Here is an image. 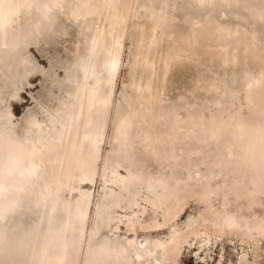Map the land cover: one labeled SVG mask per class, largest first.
<instances>
[{"label": "bare ground", "instance_id": "obj_1", "mask_svg": "<svg viewBox=\"0 0 264 264\" xmlns=\"http://www.w3.org/2000/svg\"><path fill=\"white\" fill-rule=\"evenodd\" d=\"M150 2L0 0L2 94L18 90L27 48L61 18L82 34L66 67L69 99L41 106L42 120L28 115L22 134L0 112V264H181L185 247L199 255L234 238L236 264H264V0ZM134 18L146 30V82L116 103ZM178 22L223 75L192 101L166 103L152 84L179 55L157 65L149 54Z\"/></svg>", "mask_w": 264, "mask_h": 264}, {"label": "rangeland", "instance_id": "obj_2", "mask_svg": "<svg viewBox=\"0 0 264 264\" xmlns=\"http://www.w3.org/2000/svg\"><path fill=\"white\" fill-rule=\"evenodd\" d=\"M150 0H144L148 3ZM153 6H158L159 0H151ZM139 14L142 9L136 6ZM182 6H179L175 14H183ZM182 12V13H181ZM143 19L134 18L129 24L128 36L124 41L122 61L119 74L115 85V102L122 100V97L136 96L138 86L144 87L146 76L140 70V55L143 52L141 46L145 39L146 30L142 26ZM81 30L69 21L61 18L53 31L47 35H41L32 45L27 48L26 56L30 60L27 64L28 71L23 73L24 77L17 81V91L13 87L0 91V112H11L10 125L17 134H22L25 128V119L32 115L36 120H42L43 115L40 111L41 106L56 104L58 98L69 99L71 94L65 90L64 85L69 81L65 80L66 67L74 62L78 50L82 47ZM171 36L164 39L158 47L150 52L149 58L154 60L157 65L162 64L168 55L178 54L179 57L171 64L164 81L154 80L152 91L159 92L161 96L169 100L192 101L194 96L204 94V88L208 79L214 75H223L222 67L218 65V60H210L209 52L200 42L199 46L193 45L188 39L190 32L188 27L182 22H178L176 27L170 30ZM142 74V76H141ZM162 74V72H160ZM79 76L76 71L74 76ZM12 93H15L12 95ZM205 96H208L206 94ZM168 99V100H167ZM3 120H0L2 122ZM112 123L109 125L104 152H108L112 144ZM97 197L100 190V182L89 185ZM196 212L194 203L187 205L181 214V222ZM92 218L89 225L92 226ZM31 219L26 218L25 224H30ZM234 242V243H233ZM223 246V249H221ZM240 241L234 238L232 242L224 240L212 249L204 250L196 254L197 250L193 247H185L181 254V264H236L238 262V252H240ZM248 249V245H246ZM222 254L223 257H220ZM199 256V258L197 257Z\"/></svg>", "mask_w": 264, "mask_h": 264}]
</instances>
